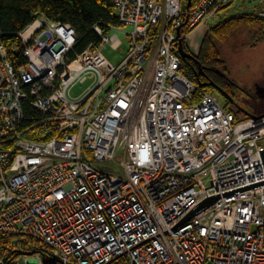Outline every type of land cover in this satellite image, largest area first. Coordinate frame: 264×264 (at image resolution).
Returning <instances> with one entry per match:
<instances>
[{
	"label": "built area",
	"instance_id": "built-area-1",
	"mask_svg": "<svg viewBox=\"0 0 264 264\" xmlns=\"http://www.w3.org/2000/svg\"><path fill=\"white\" fill-rule=\"evenodd\" d=\"M232 2L111 0L131 27L116 65L102 49L122 42L99 28L68 60L74 29L34 15L20 66L0 36V237L23 264H264V185L223 193L264 180V116L238 118L178 53Z\"/></svg>",
	"mask_w": 264,
	"mask_h": 264
},
{
	"label": "trees",
	"instance_id": "trees-1",
	"mask_svg": "<svg viewBox=\"0 0 264 264\" xmlns=\"http://www.w3.org/2000/svg\"><path fill=\"white\" fill-rule=\"evenodd\" d=\"M34 15L69 24L74 29L78 39L68 60L83 53L90 45L100 43L95 28H99L107 35L111 28L120 27L111 0H0L1 41L15 66L25 63L18 34L31 24ZM240 35L244 36V45L248 47L264 44V17H260L259 12H250L217 23L204 34L196 55L191 52L187 40L183 39L182 49L192 58L181 57L182 74L200 90L209 93L221 90L232 97L234 83L225 75L224 63L216 43L229 46ZM247 94L250 99L253 98L248 91ZM223 99L224 106L229 108V101L224 97ZM250 104L256 106L258 102L252 99ZM23 111L26 123H33L39 117V113L29 102L23 105ZM10 243V238L0 237V260L8 261L18 257L19 252L11 248ZM35 248L37 247L33 242L29 241L25 246V252H33Z\"/></svg>",
	"mask_w": 264,
	"mask_h": 264
},
{
	"label": "rangeland",
	"instance_id": "rangeland-1",
	"mask_svg": "<svg viewBox=\"0 0 264 264\" xmlns=\"http://www.w3.org/2000/svg\"><path fill=\"white\" fill-rule=\"evenodd\" d=\"M259 11L264 12V0H233V2L221 12L217 19L210 20L207 24L208 26H211L239 14ZM130 31V26H122L110 31L109 36L116 35L122 42L121 47L118 49L111 48L109 44L105 45L102 49L103 56L111 64L116 65L126 54L128 50L126 33ZM204 34L202 28H197L187 38L188 47L195 55L198 52L199 44ZM216 46L220 58L224 63L225 75L236 85H234L232 94L234 103L248 113H255L256 110L246 103V101L248 102L249 97L242 90L245 89L253 95L256 86L254 84L257 83V85L260 86L264 82V44H258L255 47H248L244 45V36L240 35L236 41L229 46H223L218 43H216ZM88 85V83L75 84L71 88L70 96L72 98L79 97ZM215 95L219 103L224 105V99L219 92H216ZM229 108L237 113L236 105L230 103ZM237 116L240 119L247 117L245 114L239 112L237 113ZM203 181L207 184L206 179H203ZM24 258L25 257L17 258V262L23 264ZM28 259L32 260L33 257H28Z\"/></svg>",
	"mask_w": 264,
	"mask_h": 264
},
{
	"label": "water",
	"instance_id": "water-1",
	"mask_svg": "<svg viewBox=\"0 0 264 264\" xmlns=\"http://www.w3.org/2000/svg\"><path fill=\"white\" fill-rule=\"evenodd\" d=\"M190 3H191V0H187V5L186 7L189 8L190 6ZM178 52L180 54V56L182 58H192V56L190 54H186L183 49H182V45H181V42H179L178 44ZM235 85V84H234ZM254 85L255 86V91L253 93V96L257 97L258 99L260 100H263L264 101V87H260L257 85V83H255ZM236 86V85H235ZM238 87V86H237ZM239 88V87H238ZM240 89V88H239ZM242 90V89H241ZM243 92H245L247 94V91L244 89L242 90ZM219 94L224 97L226 100L229 101V103L231 104H234L237 106V112L239 113H243L245 114L247 117L249 118H252V119H257V118H260V117H263L264 116V112L263 113H248L246 112L243 108H241L240 106H238L236 103H234V101L232 100V98L230 96H228L226 93H224L223 91L221 90H218ZM250 94V93H249ZM248 95V94H247ZM252 95V94H250ZM249 97V96H248ZM250 99V97H249ZM246 103H248L246 101ZM249 104V103H248ZM250 105V104H249ZM252 105V104H251ZM250 105V106H251ZM253 106V105H252ZM254 107V106H253ZM256 110V109H255ZM257 111V110H256ZM260 152V156H261V159H262V163L264 165V150H261L259 151ZM261 185H264V180L263 181H259V182H256V183H253V184H249V185H246V186H243V187H239V188H236V189H233V190H229V191H226V192H223L224 193V196H229V195H232V194H235V193H238V192H242V191H245V190H248V189H252L254 187H257V186H261ZM215 201V199H211V200H208L204 203V205L208 206L210 204H212L213 202ZM22 255H32V253H21ZM0 264H2V262H0Z\"/></svg>",
	"mask_w": 264,
	"mask_h": 264
},
{
	"label": "flooded vegetation",
	"instance_id": "flooded-vegetation-1",
	"mask_svg": "<svg viewBox=\"0 0 264 264\" xmlns=\"http://www.w3.org/2000/svg\"><path fill=\"white\" fill-rule=\"evenodd\" d=\"M260 87H264V82L260 85ZM252 99H253V101H256V102H258V105H254V107L250 104V101H252ZM252 99H249L248 100V103L254 108V109H256L257 111H256V113L257 112H261V111H264V101L263 100H260V99H258L257 97H255V96H253V98ZM232 100H233V97H232Z\"/></svg>",
	"mask_w": 264,
	"mask_h": 264
}]
</instances>
